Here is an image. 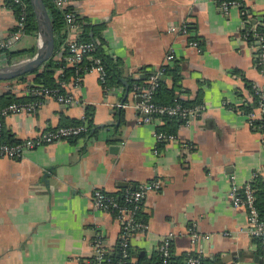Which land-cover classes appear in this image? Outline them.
I'll return each instance as SVG.
<instances>
[{"label":"crops","instance_id":"obj_1","mask_svg":"<svg viewBox=\"0 0 264 264\" xmlns=\"http://www.w3.org/2000/svg\"><path fill=\"white\" fill-rule=\"evenodd\" d=\"M242 1L245 17L238 7L224 12L214 0L71 1L83 27L78 35L65 28V42L53 58L71 66L65 60L68 41L89 36L118 61L122 82L106 92L99 74L88 72L78 88L71 79L65 87L77 103L47 99L35 113L4 118V138L7 133L22 141L84 119L88 107L94 110L91 133L28 150L18 160L0 158V264H93L98 235L115 253L121 224L113 213L94 208V191L121 196L154 180L162 188L144 199L140 217L148 229L131 240L132 264H159L168 237L175 256L200 252L219 264L236 252L226 264H264L260 241L242 231L247 209L235 207L229 196L232 176L239 186L255 172L264 179V131L243 111L255 102L249 86L264 87L257 49L243 37L250 25L264 26V0ZM16 23L15 11L0 0V43ZM173 24H188V34L173 32ZM39 38L24 33L0 52V67L33 58ZM170 52L175 60L166 63ZM163 65L179 68L177 96L206 109L190 127L178 128L177 141L158 143L163 118L139 123L141 98L123 81H148ZM33 72L24 81H0V106L28 95ZM62 74L63 68L56 70L57 78ZM164 79L174 85L172 76ZM192 229L201 234L196 242Z\"/></svg>","mask_w":264,"mask_h":264},{"label":"built area","instance_id":"obj_2","mask_svg":"<svg viewBox=\"0 0 264 264\" xmlns=\"http://www.w3.org/2000/svg\"><path fill=\"white\" fill-rule=\"evenodd\" d=\"M8 0H6L7 2ZM7 4L9 8L13 9L12 5L19 7L20 18L14 31L10 37L0 43V49H8L19 40L25 33V20L30 10V3L27 0H9ZM72 0H53L55 7L62 11L63 18L67 30L75 35L80 34L83 23L78 12L71 6ZM218 3L224 12H228L232 7H238L241 10L242 16H246V10L242 0H214ZM173 32L181 31L182 34L187 35L188 24L181 27L173 24L170 28ZM251 36V40L249 37ZM243 37L246 40L252 41L257 49V67L259 72L264 77V33L257 30V25H250L244 32ZM41 41V38H39ZM190 46L199 48V42L191 40ZM95 43L93 41H83L79 38H73L67 43L66 63L74 66L76 71L72 76V85L78 88L83 77L88 72H97L99 79L108 92L110 88L103 83L106 80V69L99 57L92 53L95 51ZM92 60V65L83 66L82 63L86 60ZM166 63L175 60V54L170 52L166 55ZM28 60V59H27ZM26 61V60H23ZM22 62V61H20ZM161 66L155 73H153L149 80L143 85L136 84L133 90L141 98L138 104V109L142 113L139 123H149L155 117L171 116L179 117L184 120L183 125L190 127L192 120L202 111L206 109V105H197L195 107H183L180 103L175 104H159L154 101V93L159 86L160 79L165 76V67ZM68 81H60L55 88L35 87L28 88V94L40 96V99L33 101L13 102L3 107L0 110V158L18 160L21 159L26 151L33 150L45 145H49L62 140H70L82 136L87 130V124L84 121L80 124H69L57 127L52 130L43 132L37 137L26 138L22 141H8L4 138V118L13 114L35 113L44 104L47 99H53L63 105H73L78 102V97L73 92H67L65 87ZM253 95L256 99V106L246 113L249 117L250 123L253 127L260 131H264L263 123L256 124L257 120L264 119V87L257 84H252ZM85 120V117L84 119ZM158 143L172 142L178 140V135L173 133H166L157 131L155 133ZM189 148L191 144L187 145ZM260 176L259 172H255L250 181L243 186H239L235 181V176H232V187L229 193L230 200L235 207H245L248 211V220L242 231L246 232L251 237L258 239L261 243L262 250H264V216L260 213L257 206V196L255 193L254 181ZM162 188V183L159 180L143 183L135 188H128L121 195L122 199H118L116 195L107 193L102 189H96L93 193V206L98 210L113 213L121 224V233L119 238V255L121 259L113 261L108 254V250L100 235H98L92 244L93 247V264H130L131 258V240L137 233L144 232L148 229V224L145 220L140 218V212L144 204L146 195L152 191H158ZM191 238L196 242L201 238V234L192 229ZM205 238H210V235H205ZM173 254L171 239L165 238L160 245V256L163 260L162 264H168L170 257ZM203 255L200 252H190L187 258V264H201ZM132 260V259H131ZM234 264H241L240 261H235Z\"/></svg>","mask_w":264,"mask_h":264},{"label":"trees","instance_id":"obj_3","mask_svg":"<svg viewBox=\"0 0 264 264\" xmlns=\"http://www.w3.org/2000/svg\"><path fill=\"white\" fill-rule=\"evenodd\" d=\"M29 3L30 1L27 0ZM45 3L47 5L48 11L51 15V18L53 20V25H54V30L56 34V53L60 50V46L62 43L65 42L66 35L60 36V34L65 30L66 25L65 21L63 18L62 11L58 10L54 3L53 0H45ZM7 4H10V1H7ZM13 10L16 13L17 19L20 18V10L19 7L12 5ZM101 27V25L94 26V28ZM97 28L95 30H97ZM102 28V27H101ZM257 30L261 33H264V26L258 25ZM25 34H36L38 33V28H37V23L35 19L34 12L32 10L31 4H30V10L26 16L25 20V28H24ZM66 34V33H65ZM80 40L83 41H92L89 36L86 37H81L79 38ZM249 40H251V36L249 37ZM94 42V41H93ZM95 43V42H94ZM95 51L92 53L94 56L99 57L102 60V63L106 69V80L103 83L104 85H107L109 88L110 87H115L117 84H120L122 82L121 76L122 72L119 69V63L118 61L112 59L111 57L107 56L104 53V47L102 45H98L95 43ZM5 49H0V52H4ZM7 52V51H6ZM92 60L86 59L82 65L83 66H90L92 65ZM52 68H55V71L52 70ZM63 68V74L60 76V78L56 77V70ZM75 67L74 66H69L67 67L64 61H58L54 58L50 59L48 62L45 63V67L42 70H37L33 72L35 74V80L34 83L31 84L29 87H35L37 89H40V87H49V88H55L59 85L60 81H69L72 76L75 74ZM172 76V80L174 82L173 86H168L167 81L162 78L159 81V86L157 87L155 93H154V101L159 104H175V103H180L183 107H195L200 104H192L188 103L187 101L182 100L179 96H177L175 87L179 86L178 82L180 80V74H179V68L167 65L165 67V76ZM151 76V75H150ZM164 76V77H165ZM150 78V77H149ZM148 78V79H149ZM19 81H24L26 79V75L20 76L16 78ZM60 79V80H59ZM146 80H141V79H134V78H129L127 86L130 87L129 89H133L134 85L139 84L143 85L145 84ZM124 83V81H123ZM249 89L252 91V85L249 86ZM253 94V91H252ZM40 96L37 95H30L28 94L25 97L22 98H15V97H10L9 101L3 105L0 106V110L9 105L10 103L13 102H22V101H33L40 99ZM256 99L254 104H249L248 106L244 107V112L248 113L251 111L255 106H256ZM93 108L88 107L86 114H85V120L81 119L78 121H75L72 124H80L83 123L84 121L87 124L88 130L83 134H89L92 132L93 129ZM164 120V125L160 128L159 131H163L166 133H175L177 134L178 128L183 125L184 120L179 118V117H171V116H161ZM263 123L264 125V119L263 120H257L256 124ZM6 139H9V135L6 133ZM13 141V140H10ZM254 187H255V193L257 196V206L258 209L260 210V213L264 216V179L262 177H258L254 181ZM118 199H122V196H117ZM141 218V217H140ZM258 240V239H257ZM259 241V240H258ZM131 252V251H130ZM110 257L113 259V261H118L121 259V255H119V247L117 246V251L115 253H108ZM188 253H185L182 256H175L172 254V256L169 259L168 264H187V258H188ZM202 263L201 264H214L212 260L206 257H202ZM163 260L160 256V262L159 264H162ZM130 264H132V260L130 258Z\"/></svg>","mask_w":264,"mask_h":264},{"label":"water","instance_id":"obj_4","mask_svg":"<svg viewBox=\"0 0 264 264\" xmlns=\"http://www.w3.org/2000/svg\"><path fill=\"white\" fill-rule=\"evenodd\" d=\"M29 1L35 15L38 34L41 38V44L38 48L37 54L33 58L0 67V81L13 80L20 76L36 71L42 68L43 65L51 58H53L55 54L56 34L54 30L53 20L48 11L45 0ZM124 83L125 85L127 84L125 81ZM236 255V252H234L230 253L226 257H222L219 264H226L233 261L234 258H236Z\"/></svg>","mask_w":264,"mask_h":264}]
</instances>
